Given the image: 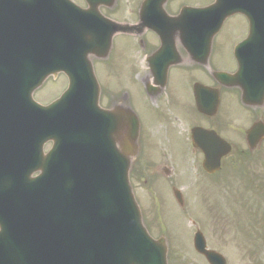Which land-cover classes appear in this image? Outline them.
I'll use <instances>...</instances> for the list:
<instances>
[{"label": "water", "instance_id": "obj_1", "mask_svg": "<svg viewBox=\"0 0 264 264\" xmlns=\"http://www.w3.org/2000/svg\"><path fill=\"white\" fill-rule=\"evenodd\" d=\"M88 1L90 8L84 11L59 0L69 27L78 36L74 44L70 37L54 43L49 29L39 32L33 22L28 24L35 14L21 3L16 14L21 19L16 24L19 28L0 32V96L8 94L15 106L17 101L23 106L25 140L20 190L15 196L19 198L0 215V264H168V242L150 236L130 183L139 153V126L126 123L121 111L99 106L100 88L91 57H105L111 48L116 30L98 9L113 0ZM247 1L218 0L205 10L210 41L228 16L241 13L252 19L244 6ZM165 2L148 0L142 15L149 10V26L160 35L165 50H170L171 39L164 27L160 29L171 23L161 14ZM156 7L159 12L154 14ZM196 16V11L185 8L175 25L185 27L183 21ZM249 41L255 44L257 36ZM259 64L257 74L262 79L264 61L258 59ZM241 71L243 67L236 81L247 92L240 83ZM60 72L68 76L69 89L49 107L37 104L34 93ZM102 116L111 124H101ZM195 136L194 145L200 146ZM260 137L264 138V128L249 135L252 140ZM47 140L55 145L44 155ZM206 151L211 153L209 148ZM216 154L218 161L222 153ZM37 172L40 175L33 179ZM175 196L182 203L180 193L176 191ZM195 248L210 264H226L221 255L206 250L201 235L195 239Z\"/></svg>", "mask_w": 264, "mask_h": 264}, {"label": "flooded vegetation", "instance_id": "obj_2", "mask_svg": "<svg viewBox=\"0 0 264 264\" xmlns=\"http://www.w3.org/2000/svg\"><path fill=\"white\" fill-rule=\"evenodd\" d=\"M144 1L133 2L136 4L135 9H130V14L134 15L130 22L133 25L140 22L139 16ZM214 2L215 0H212L208 5L197 7L206 8ZM120 4L121 0H114L112 8H102V14L109 16L105 12L115 10ZM82 6H85V3ZM186 6L188 5L182 3V0H167L163 5L161 14L171 20L168 26H163L171 39L168 43L171 46L170 50H164L165 44L160 35L153 30L146 29L139 36H128L135 41L136 46V58L132 61L136 67L133 79L140 86L139 93L145 95L149 104V114L151 112L155 114L156 123H150L149 119V123L142 120L126 90L108 93L101 85V104L102 99L105 98L108 101L107 107L115 105L130 110L137 116L140 122V160L144 159L145 162L155 160H151V153L147 150L151 144L161 149V161H175L172 148L169 151V147H172L176 140L181 141L180 138H183L189 146V154L192 155L193 152V157L196 155L198 159L199 173L198 180L195 181V191L200 196L196 195V198L201 201L207 212L206 222L215 221L217 218L214 216H223V219L218 220L221 222L226 219L225 216L231 215L233 208L237 210L245 204L244 207L249 204L263 208L264 205V139L255 142L254 148L250 147L248 140V132L252 128L264 126V90L246 94L234 86L233 81L239 65L238 48H242L245 59L252 58L251 60L256 61L264 55L262 50L264 43L258 42L253 46L248 42L255 27L253 17L252 20L249 15L236 13L228 16L212 41H210L208 19L205 17H188L183 21L185 27L175 25L182 9ZM126 11L129 12L127 6ZM235 18H241L246 26L244 36L227 47L232 63V67L227 68L223 67L219 60L221 48L218 39L227 23ZM201 23H204V26H201ZM241 42L243 43L238 45ZM115 47L114 43V51ZM217 60L219 65L216 64ZM175 78L180 80L177 82L181 83L180 86L189 87L187 93H178L173 89L177 84H174ZM231 100H237L245 110L244 124L236 123L230 117V113L228 115V104ZM193 129L203 131L197 135L196 140L201 144L197 148L192 145ZM233 135H238L239 138H234ZM211 145L215 150L228 151V154L220 159V170L214 174H208L203 169V164L208 158L201 147ZM164 146L168 148L164 150ZM173 172L174 170L169 167L161 168V173L165 177L173 175ZM213 182L220 188L219 193L225 207L216 203L217 206L212 207L207 202L204 186L207 187V183ZM217 207L219 213L214 212ZM206 228L205 232L209 233V227ZM201 229L199 226L198 230Z\"/></svg>", "mask_w": 264, "mask_h": 264}, {"label": "rangeland", "instance_id": "obj_3", "mask_svg": "<svg viewBox=\"0 0 264 264\" xmlns=\"http://www.w3.org/2000/svg\"><path fill=\"white\" fill-rule=\"evenodd\" d=\"M127 1L129 5H126ZM134 1L121 0V4L115 10L105 13L117 21L129 20L131 22L134 15L130 14V9L136 8ZM79 2L81 5L84 4L82 0ZM211 2L212 0H182L185 5L195 7L205 6ZM125 5L127 9L129 7V12L126 11ZM245 26L246 24L241 18H235L227 23L221 33L218 39L221 53L218 57L223 67H232L227 47L244 36ZM115 46L114 55L110 61L107 60L102 64L95 63L101 85L108 93L126 90L128 92L126 94L130 97L133 107L140 114L142 120L146 123H156L155 114H152L153 112L149 114V104L145 95L139 93L140 86L133 79V72H136V67L132 62L136 58L135 41L129 39L128 36H121L115 40ZM219 60L216 61L217 65H219ZM178 81L180 80L175 78L174 84ZM180 84H175L173 89L178 93H187L189 87L186 88ZM66 86L67 79L60 75L56 80L48 81L36 93L35 99L39 103L47 104L55 100ZM102 106H108V101L105 98L102 99ZM229 113L236 123L244 124V121L246 122V112L237 100H231L228 104V115ZM233 137L239 138L238 135H233ZM180 139L181 141L176 140L175 144L169 147V151L172 148L176 162L173 160L161 161V149L159 146L153 147L150 144L147 150L151 153V160H155H146L145 162L144 159H141L131 176L136 199L143 210L144 220L151 234L155 238L164 234L169 240V263L208 264L196 253L193 247V235L196 227H198L193 222H201L203 225L200 224L201 228L207 229L206 227H209V233L206 231L205 236L207 235L206 237L209 238L207 240L211 244L210 247L217 248L226 258L227 264H264V205L260 210L252 206L244 207L245 204L237 210L233 208L231 215L225 216L226 219L221 222L218 220L223 219V216H214L217 218L215 221L206 222L207 212L201 201L199 202L196 198L198 194L195 191V180L199 173L197 172L198 159L196 155L193 157V152H191L192 155L189 154L190 149L187 142L183 138ZM167 148L164 146V150ZM163 167L174 170L173 175L169 178L165 177L161 173ZM177 179L181 182L177 183ZM173 187L182 191L185 201L183 208L177 204L173 196ZM204 188L210 206L214 207L217 206L216 204H221L222 207H225L223 198L219 193L220 188L216 183H207V187L204 186ZM229 203L231 202L229 201ZM214 212L219 213V208L217 207Z\"/></svg>", "mask_w": 264, "mask_h": 264}]
</instances>
